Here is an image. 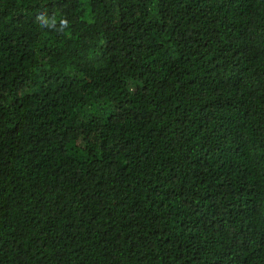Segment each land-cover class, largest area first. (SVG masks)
I'll list each match as a JSON object with an SVG mask.
<instances>
[{
	"label": "trees",
	"instance_id": "trees-1",
	"mask_svg": "<svg viewBox=\"0 0 264 264\" xmlns=\"http://www.w3.org/2000/svg\"><path fill=\"white\" fill-rule=\"evenodd\" d=\"M0 264H264V0H0Z\"/></svg>",
	"mask_w": 264,
	"mask_h": 264
}]
</instances>
